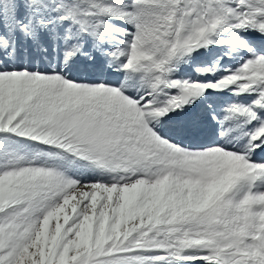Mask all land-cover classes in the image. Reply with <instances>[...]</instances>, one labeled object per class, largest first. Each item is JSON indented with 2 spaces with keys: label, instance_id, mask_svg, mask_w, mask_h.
Listing matches in <instances>:
<instances>
[{
  "label": "snow or ice",
  "instance_id": "snow-or-ice-1",
  "mask_svg": "<svg viewBox=\"0 0 264 264\" xmlns=\"http://www.w3.org/2000/svg\"><path fill=\"white\" fill-rule=\"evenodd\" d=\"M0 264H264V0H0Z\"/></svg>",
  "mask_w": 264,
  "mask_h": 264
}]
</instances>
